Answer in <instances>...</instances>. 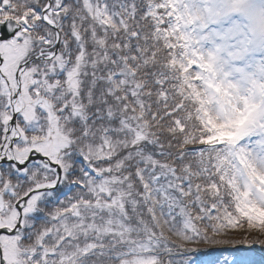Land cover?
Instances as JSON below:
<instances>
[{"label":"snow or ice","instance_id":"6c2138e0","mask_svg":"<svg viewBox=\"0 0 264 264\" xmlns=\"http://www.w3.org/2000/svg\"><path fill=\"white\" fill-rule=\"evenodd\" d=\"M0 264H264V0H0Z\"/></svg>","mask_w":264,"mask_h":264}]
</instances>
